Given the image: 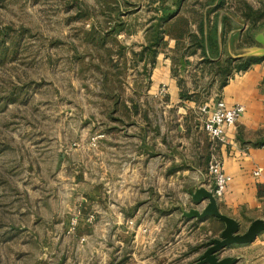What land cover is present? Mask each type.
<instances>
[{
  "label": "rangeland",
  "instance_id": "1",
  "mask_svg": "<svg viewBox=\"0 0 264 264\" xmlns=\"http://www.w3.org/2000/svg\"><path fill=\"white\" fill-rule=\"evenodd\" d=\"M235 1L229 14L241 24L207 61L194 0H0V264L124 262L96 230L116 142L140 129L149 105L156 115V100H170L164 87L150 91L158 56L196 104L187 117H204L238 73L232 56L259 47L264 30V0Z\"/></svg>",
  "mask_w": 264,
  "mask_h": 264
},
{
  "label": "crops",
  "instance_id": "2",
  "mask_svg": "<svg viewBox=\"0 0 264 264\" xmlns=\"http://www.w3.org/2000/svg\"><path fill=\"white\" fill-rule=\"evenodd\" d=\"M193 4L200 12L196 26L204 28L205 36L217 28V35L212 33L211 38L221 53L226 36L222 35L223 27L227 30L241 24L229 14L236 1L194 0ZM228 40L234 41V36L229 35ZM157 59L150 91L159 95L164 87L170 100H156V115L151 114L149 105L140 129L134 131L132 127L127 130L126 141L116 142L118 162L112 165L110 179L105 180L106 189L103 186L98 192L96 230L102 243L110 240L105 249L112 253L113 261H122L127 253L124 264H183L190 248L205 246L188 258L197 263L207 249L206 243L220 238L225 229V224L214 217H183V210L202 211L207 206L208 201H204L197 207L189 192L194 187L209 191L214 187L209 173L213 159L217 158L232 178L225 196L218 200L220 212L236 220L241 230L248 223L264 220V62L234 74L226 86L212 93L211 106L224 101L229 107L243 105L246 109L237 125L226 130L227 144L222 145L205 133L204 117H187L196 104L183 101L169 65L159 56ZM201 91V86L194 87L190 94ZM174 109L180 110L178 118L172 115ZM253 135L258 140L255 144L248 141ZM256 171L261 172L259 177H255ZM173 220L174 229H169ZM221 257L237 258V264H264V233L249 245L225 249Z\"/></svg>",
  "mask_w": 264,
  "mask_h": 264
},
{
  "label": "water",
  "instance_id": "3",
  "mask_svg": "<svg viewBox=\"0 0 264 264\" xmlns=\"http://www.w3.org/2000/svg\"><path fill=\"white\" fill-rule=\"evenodd\" d=\"M254 39L259 47L245 49L242 54L232 56V58L235 60L264 59V30L256 34ZM189 194L197 207L201 206L204 201H208V204L202 211L198 209L183 210L184 218L204 220L214 217L225 224V229L220 238L212 239L206 243L207 249L199 257L196 264H237V258H222V252L231 246H244L253 243L259 235L264 233V220L252 222L247 231L242 234L240 224L220 212L218 201L211 191L203 187H194Z\"/></svg>",
  "mask_w": 264,
  "mask_h": 264
},
{
  "label": "built area",
  "instance_id": "4",
  "mask_svg": "<svg viewBox=\"0 0 264 264\" xmlns=\"http://www.w3.org/2000/svg\"><path fill=\"white\" fill-rule=\"evenodd\" d=\"M200 112L205 118L203 122L205 133L212 141L226 145V130L237 125L246 109L243 105L229 107L224 101H219L212 106H202ZM209 173L214 179V187L211 192L218 201L225 196L232 178L225 173L223 164L216 158L209 165ZM254 175L259 177L261 172L256 171Z\"/></svg>",
  "mask_w": 264,
  "mask_h": 264
},
{
  "label": "trees",
  "instance_id": "5",
  "mask_svg": "<svg viewBox=\"0 0 264 264\" xmlns=\"http://www.w3.org/2000/svg\"><path fill=\"white\" fill-rule=\"evenodd\" d=\"M174 16L172 15L171 18H173ZM200 32H201V42H200V48L202 49V54L203 56L206 58V60L208 59V54L209 52L217 55L219 52V47L218 44L213 43L212 40L213 38H211V34L214 33V35H217V28L214 29L213 31H208L207 35L205 36V30L203 27L199 28ZM227 33L226 29L223 27L222 29V35H225ZM255 36V35H254ZM208 61V60H207ZM236 60H231L230 61V65H232L233 63H236ZM264 62V59H258V58H251V59H247V60H239V64L238 67L236 68V71L239 72H246L248 71L253 65L258 64V63H262ZM229 80L225 79V81L221 84V87L226 86L227 82ZM263 88H264V82H263ZM261 146L264 147V141L261 143ZM205 248V246H200L197 247L194 252H199L201 249Z\"/></svg>",
  "mask_w": 264,
  "mask_h": 264
}]
</instances>
